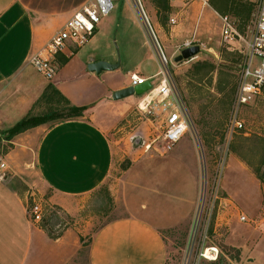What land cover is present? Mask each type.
Returning a JSON list of instances; mask_svg holds the SVG:
<instances>
[{"label":"rangeland","instance_id":"rangeland-1","mask_svg":"<svg viewBox=\"0 0 264 264\" xmlns=\"http://www.w3.org/2000/svg\"><path fill=\"white\" fill-rule=\"evenodd\" d=\"M86 1L24 0L37 21L58 19L53 33ZM223 1L212 0L210 6H203L195 0H169L171 10L161 23L153 2L142 0L169 60L174 92L181 96L190 118L187 132L171 149L165 147L161 108L147 112L138 106L146 92L137 96L129 122L123 121L121 128L111 132L116 154L107 180L94 192L74 199L70 211L53 203L52 189L41 182L29 181L31 184L27 185L18 176L3 172L15 187L25 190L29 211L35 203L41 205L42 219L31 220V225L46 239L61 243L58 247L68 251L67 264H87L91 237L106 222L141 207L160 209L164 201H169L163 203L169 210L160 212L165 214L160 218H167L170 208L177 206L173 192L185 193L189 202L177 218L167 219L169 226L163 230L169 250L167 264H231L240 260L243 248L249 252L248 247L242 246V238L253 229L264 233V182L259 178L264 174V148L255 139L257 135L264 137V89L250 103L238 101L244 52L252 37L260 0H240L246 9H253L246 23L232 11H216L213 3L219 5ZM135 5L133 1L115 0L113 10L99 22L100 32L93 45L99 57L114 52L115 56L106 60H120L130 74L136 68L145 75L157 74L162 68L158 51ZM172 15H176V23L170 21ZM221 15L229 16L236 24L237 33L232 39L223 37ZM187 41L199 45V53L191 59L175 61ZM203 60L230 66L225 69L231 82L224 92L218 88V69L202 83L191 75L193 65ZM234 116L243 121V127L232 131ZM2 144V149L9 147V143ZM3 157L0 155V163ZM225 199L238 208L239 216H247L246 222L237 215L230 218L231 208L220 206ZM211 246L219 250L216 260L201 255ZM36 249L34 243L30 258ZM52 257L43 258L41 264L55 263Z\"/></svg>","mask_w":264,"mask_h":264},{"label":"crops","instance_id":"crops-1","mask_svg":"<svg viewBox=\"0 0 264 264\" xmlns=\"http://www.w3.org/2000/svg\"><path fill=\"white\" fill-rule=\"evenodd\" d=\"M57 21L56 17L37 21L24 0H0V130L23 118L51 82L72 104L87 106L81 116L30 128L13 137L6 153L0 149L5 163L0 165V264H41L47 256H53V264H63L65 257L67 264L69 256L58 247L61 243L33 229L25 190L15 187L3 172L18 176L27 185L41 182L52 189L53 203L70 211L74 199L94 192L107 180L116 154L111 132L123 121L129 122L137 105L138 95L115 100L112 93L129 86L132 73L155 75H145L138 68L130 74L123 63L100 74L90 71L89 62L115 56L114 52L101 57L96 53L93 42L100 32L98 25L85 45L70 44L57 54L56 72L47 78L30 58L43 50ZM172 195L177 206L170 208L167 218H160L165 215L160 212L169 210V201H164L160 209L141 207L103 224L87 246V264H167L169 250L163 230L169 226L167 219L177 218L189 202L185 193ZM220 206L231 208L230 218L237 215L243 221L238 208L226 199ZM34 243L36 253L30 258ZM241 243L249 252L243 248L240 260L231 264H264V233L253 229Z\"/></svg>","mask_w":264,"mask_h":264},{"label":"built area","instance_id":"built-area-1","mask_svg":"<svg viewBox=\"0 0 264 264\" xmlns=\"http://www.w3.org/2000/svg\"><path fill=\"white\" fill-rule=\"evenodd\" d=\"M133 1L137 12L148 30L149 37L152 39L154 47L158 51V59L162 65L160 71L152 77L140 76L132 73L130 85H138L147 80L151 81V88L143 95L138 106L147 112L156 108H161L164 114V141L165 147L171 149L176 142L187 132L190 124L189 115L185 109L181 96L174 92L173 84L170 81L168 70V58L161 45L159 37L146 13L142 0ZM176 2L178 0H171ZM188 1V0H187ZM203 6H210L212 0H195ZM115 0H88L83 3L71 17H69L62 27L57 30L42 51L33 53L30 62L41 71L47 78H52L56 72L55 57L59 52H64L70 44L81 47L95 34L101 19L107 16L114 8ZM222 34L225 40L232 39L237 33L236 24L227 15H221ZM170 21L176 23V15L170 16ZM252 37L244 52V62L241 69L238 101L241 104L250 103L253 98L262 93L264 89V0H260L258 11L251 27ZM193 45L190 41L184 47ZM159 78L154 81L155 78ZM232 131L243 127V121L234 116L231 120ZM0 165L5 166L4 162ZM30 219L39 222L42 219V207L35 203L30 211ZM241 220H247L245 215H241ZM216 260L219 250L216 246H211L202 251L201 255L207 257V251Z\"/></svg>","mask_w":264,"mask_h":264},{"label":"trees","instance_id":"trees-1","mask_svg":"<svg viewBox=\"0 0 264 264\" xmlns=\"http://www.w3.org/2000/svg\"><path fill=\"white\" fill-rule=\"evenodd\" d=\"M151 1L158 10L160 22L164 23L168 16V13L171 10L169 0ZM246 6L247 5L240 0H224L219 5L213 3V7L216 9V11L221 14L224 11H232V13L240 20H242L243 23L247 22L251 15V12L253 11L252 6L248 7V9H246ZM232 62L236 61L233 60ZM229 67V65L224 63H220L219 65H217L216 62L203 60L197 61L193 65L190 73L193 77L197 78V81L199 83H202L203 81H205V77H208L212 72L218 69V88L220 92H224V90L228 87L231 82V75L225 69ZM42 107L43 110H40V108ZM86 108L87 106H78L72 104L70 100L58 89V87L51 82L47 85L41 96L38 98V100L34 103L33 107L23 118H21L10 128L0 130V149H2L1 147H3V142H9V147L2 149V152L6 153L12 146L10 142L13 137L21 132H24L30 128L39 126L47 122L71 119L81 116ZM249 139L250 138H247V140ZM255 139L260 144H262L264 148V137L257 135L255 136ZM262 150L264 151V149ZM261 163L264 164V158L261 159ZM259 178L262 182H264V174L260 175Z\"/></svg>","mask_w":264,"mask_h":264},{"label":"water","instance_id":"water-1","mask_svg":"<svg viewBox=\"0 0 264 264\" xmlns=\"http://www.w3.org/2000/svg\"><path fill=\"white\" fill-rule=\"evenodd\" d=\"M200 51L199 45H191L182 49L181 53L175 57V61H181L183 59H191L196 56ZM121 61L111 62L106 59L91 61L88 63V69L98 74L103 71L116 70L120 67ZM151 88V81L147 80L144 83L138 85H129L122 89H118L112 93V98L119 100L131 95H141L146 93Z\"/></svg>","mask_w":264,"mask_h":264},{"label":"bare ground","instance_id":"bare-ground-1","mask_svg":"<svg viewBox=\"0 0 264 264\" xmlns=\"http://www.w3.org/2000/svg\"><path fill=\"white\" fill-rule=\"evenodd\" d=\"M207 257L212 258V259L214 258V257L212 256V254L210 253V250L207 251Z\"/></svg>","mask_w":264,"mask_h":264}]
</instances>
